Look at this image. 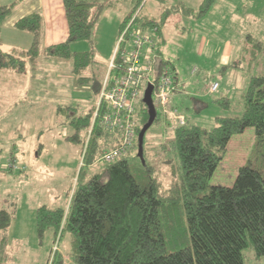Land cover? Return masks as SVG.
Instances as JSON below:
<instances>
[{"label":"trees","instance_id":"obj_1","mask_svg":"<svg viewBox=\"0 0 264 264\" xmlns=\"http://www.w3.org/2000/svg\"><path fill=\"white\" fill-rule=\"evenodd\" d=\"M133 1V10L123 21L120 32L143 3V0ZM216 2L204 0L197 16L205 17ZM63 4L68 38L45 48V54L72 61L78 82H92L100 92L102 83H96L95 76H83L95 62L94 51L75 52L72 45L92 41L98 15L106 7L96 0H63ZM14 6L0 8V70L24 73L26 61L35 65L38 57L43 18L32 14L20 19L15 27L32 34V44L29 49L5 53L1 50V30ZM140 13L137 24L145 31L156 30L159 34L169 12L160 19L145 18L143 25L139 22ZM245 56L258 67L262 63L264 69V39L247 35L240 58L230 68H239ZM169 65L167 60L160 61L155 81ZM214 103L225 111L232 108L229 98L216 99ZM62 112L70 115L69 108L66 111L60 108L59 113ZM92 113L90 109L84 118L71 122L76 133L84 125L88 130ZM159 116L157 112L154 123L160 122ZM148 119L144 105L138 134ZM249 128L254 131V141L233 185H211V179L229 153L233 137ZM172 134L169 145L161 143L156 147L157 152L152 153L146 152L145 135V164L137 150L136 155L107 164L106 181L104 176L96 174L80 183L79 176L68 210L49 206L37 209L39 234L43 236L48 228L55 229L58 236L60 232L69 233L76 264H245L243 251L248 247L257 258H264V73L250 77L241 116H217L213 128L187 122L174 128ZM108 137V133L96 128L85 155L86 164H94L103 149L114 145ZM169 149L174 151L175 161H169L170 177L165 185L160 178L159 162ZM14 215L15 211L0 210V230L7 231ZM5 242L4 239V251L0 249V264H7Z\"/></svg>","mask_w":264,"mask_h":264},{"label":"rangeland","instance_id":"obj_2","mask_svg":"<svg viewBox=\"0 0 264 264\" xmlns=\"http://www.w3.org/2000/svg\"><path fill=\"white\" fill-rule=\"evenodd\" d=\"M222 1L227 0L220 2ZM235 2L239 4L235 5ZM110 3L114 6L108 8L109 10L104 8L98 15L92 41H80L72 46L75 52L94 51L95 62L83 76H95L96 83H102L110 74L109 64L115 41L119 37L114 34L116 21L122 20L130 12L125 0H111ZM103 4L107 5L106 2ZM151 5L159 6L156 0H143L139 7L140 25H143L145 17H150ZM262 16L264 0L233 2L228 0L226 7L220 4L211 14L208 13L201 19L194 20L191 14L187 16L186 22L182 18L180 25H172V30L177 31V40L170 41L167 45L160 44L159 48L164 58L167 60L170 57L175 66L174 68L169 65V69L173 73L178 69L181 77L188 82V88L191 87L190 90L195 92L197 100L208 104V107L203 109V114L198 115L182 101L179 103L178 107L187 115L189 125L213 128L217 116L242 115L243 95L250 77L264 73L263 65L261 63L258 67L255 61L245 56L239 68H223L219 65V56L225 47L228 48L229 43L233 48L232 64L238 60L240 58L238 50L243 46L240 45L243 36L248 33V27L250 29L251 24ZM227 25L230 28L226 27ZM149 49L150 47L145 46L141 50V61L144 63L153 58L155 73L150 79L154 81L161 59ZM1 50L10 53L4 46ZM259 60L263 61L262 56ZM71 65L72 61L69 60L47 58L45 51L40 48L35 65L29 60L26 61V71L23 73L26 75H20L19 82H16L18 79L15 81L11 79L5 85L0 84V210L5 208L11 212L15 211L14 219L7 231L0 230V249L3 251L4 239L6 240L7 264H48L49 261L50 264L54 262L76 264L72 256L69 233L61 232L59 235L62 236L59 237L55 229L48 228L41 236L37 230L36 211L42 206L67 207L68 210L71 193L79 176V182L85 183L96 174L105 175L107 164L100 158L92 165L82 162V142L87 134V128L84 125L76 133L75 125L71 123L81 117L84 118L91 108L94 109L99 92L92 82L81 84L78 79L74 80L73 77V80L69 79ZM195 66L199 68V72L191 78L189 73ZM114 75L115 72L112 78ZM216 81L221 87L218 91L212 92V84ZM147 85L148 80L140 89L139 100L143 104ZM220 98L232 100V108L229 111L214 104V101ZM60 108L65 111L69 108L70 116L66 113L57 114ZM4 112H8V115ZM168 121L170 129L164 125L160 126V123H154L148 130L146 152H157L156 147L161 143L169 145L172 140L174 119ZM68 136L74 140H67ZM253 141L254 131L250 128L243 134L233 137L229 153L211 179V185L222 184L228 187L233 185ZM137 145L138 141L132 155L137 154ZM173 152L169 149L168 154L163 155L159 162L160 178L165 185L168 184L170 177L169 161L170 159L175 161ZM11 153H14L26 167L25 171L6 170ZM8 167L11 168L12 165ZM103 178L104 181L107 180L106 176ZM56 251L58 253L53 260ZM243 253L245 264H264V258H257L251 247L246 248Z\"/></svg>","mask_w":264,"mask_h":264},{"label":"built area","instance_id":"obj_3","mask_svg":"<svg viewBox=\"0 0 264 264\" xmlns=\"http://www.w3.org/2000/svg\"><path fill=\"white\" fill-rule=\"evenodd\" d=\"M137 15L138 12L127 21L119 33L109 64L110 74L102 82L83 143L81 153L83 163L96 128L115 138V144L111 148L101 151L99 155L101 161L111 164L132 154L138 140L137 129L144 106L139 100L140 89L146 80L154 87L153 100L157 112L166 118L174 119L173 129L186 124V116L172 103L173 94L179 85L177 76L166 68L157 81H151L150 77L155 73L154 63L141 61V50L145 46L153 49L157 42L155 30L145 31L140 27L137 24ZM218 89V83H214L211 87L212 92ZM72 195L73 193L71 197Z\"/></svg>","mask_w":264,"mask_h":264},{"label":"crops","instance_id":"obj_4","mask_svg":"<svg viewBox=\"0 0 264 264\" xmlns=\"http://www.w3.org/2000/svg\"><path fill=\"white\" fill-rule=\"evenodd\" d=\"M96 1H98L104 7H106V9L114 6L112 3H110L111 0H96ZM203 1L204 0H170V2L168 3L167 0H156V3L159 6H153V5L149 6L150 7L149 11L151 12V15L150 17H145L148 19H152V18L160 19L164 17V13L166 11L169 12L164 20V23H162L161 33L159 32L158 34V32L155 30L157 45H155V50L149 49L150 51L152 50V54L156 55V57L160 58L161 60L165 59L162 50H160L159 48L160 44L167 45L168 42L170 41L174 42L178 38L177 31H175L174 29H173L174 31L172 30V25L173 26L180 25L182 18L186 22L188 20L187 16L191 15V13H193L194 20L201 19L197 16V13ZM220 1L221 0H217L216 4L209 12L210 14L218 6H220V4L222 5V7L227 6L228 0L222 1V3ZM103 2H106L107 5L103 4ZM125 2H126L125 4L126 6L129 5L130 12L122 20L116 21L117 25L114 29V34L117 36L120 33L123 21L130 15L134 7L133 0H125ZM231 2H233V0H231ZM234 4L238 5L239 3L235 2ZM10 5H15V6L9 18L5 21L4 25L2 26L1 47L3 46L6 47L7 49L10 50V52H12L14 49L26 50L30 48L32 44V40H33L32 34L17 30L15 25L20 19L26 16H29V15H32V14H40L43 18V25H42L41 39H40L41 40L40 48L43 50V52L45 51V48L54 46L57 44H61L67 40L68 23L66 19L65 10H64L63 0H21V1L20 0H0V8L4 6H10ZM160 6H163V7H160ZM165 6L166 8L162 10V8H164ZM225 19L226 18L224 16L223 20L225 21ZM188 22H190V20ZM226 27L230 28L228 25ZM146 31H149V30H146ZM247 31L248 33L245 36H243L240 45L244 46V40L249 34H251L252 36L258 39H264V16L260 17L259 20L252 23L250 26V29L248 27ZM116 41H115V45H116ZM227 44H228V48L225 47L219 56V65L223 68L224 67L229 68L233 61L232 59L233 48L231 44L229 43ZM74 45H76V43H74L72 46ZM242 48L238 50V53L241 54ZM47 58H50V57H47ZM152 59L153 58H150L149 61H151ZM167 61H169L170 65H172V67L175 68V66L171 62L170 57L167 59ZM195 70H197V72L194 74L193 72ZM179 72L180 71L177 69L176 73H174L177 76L179 85H178L177 91L173 94V97H172L173 105L177 107L181 112V109L178 107V105L182 101L187 107L195 110L196 114L198 115L203 114L202 111L203 109L208 107V104L203 103L201 100H197V96L194 94L195 92H192L190 90L191 87L188 88L189 87L188 82H186V80L181 77V74H179ZM198 72H199V68L195 66L191 68L189 75L191 78H194ZM22 74L23 73H15L13 71L10 72L9 70H0V84L4 83L5 85L7 81H10L11 79L15 81ZM23 75H26V74H23ZM69 76H70L69 79L71 80H73L72 77L74 78V80L76 79L73 75L72 65L70 67ZM20 80L21 78H19L16 82H19ZM215 83L219 84V82L217 81ZM220 87L221 85L219 84V88ZM96 101L97 100H95V103ZM215 105L218 106L217 104ZM4 113L5 115H8V112H4ZM58 113H59V109L57 110V114ZM181 113H183L186 116V123L189 122L187 115L184 112H181ZM72 115H74V113H72ZM159 118H160V122H159L160 126L164 125L165 128L170 129V125H169L170 121H168L169 118H166L163 115H160ZM171 135H173L172 131H171ZM110 141H111V144L112 143L115 144L114 137L111 136ZM5 162H4V165H5ZM10 164L12 165L11 168L8 167ZM6 167H7L6 170H9V172H12V171L14 172L15 170L23 172L26 170V167L21 164V162L18 160L17 156H15L14 153L10 154L7 160Z\"/></svg>","mask_w":264,"mask_h":264},{"label":"water","instance_id":"obj_5","mask_svg":"<svg viewBox=\"0 0 264 264\" xmlns=\"http://www.w3.org/2000/svg\"><path fill=\"white\" fill-rule=\"evenodd\" d=\"M153 90L154 87L152 84H148L144 93V98L143 102L145 106L148 109L149 113V119L147 123L142 127L141 131L138 134V155L142 161L143 164H145V159H144V139L145 135L148 132V130L152 127L154 124L156 118H157V109L154 104L153 100Z\"/></svg>","mask_w":264,"mask_h":264},{"label":"bare ground","instance_id":"obj_6","mask_svg":"<svg viewBox=\"0 0 264 264\" xmlns=\"http://www.w3.org/2000/svg\"><path fill=\"white\" fill-rule=\"evenodd\" d=\"M99 160V159H98Z\"/></svg>","mask_w":264,"mask_h":264}]
</instances>
